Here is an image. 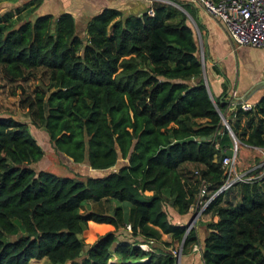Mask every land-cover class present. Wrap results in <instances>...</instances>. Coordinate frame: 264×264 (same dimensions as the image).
Listing matches in <instances>:
<instances>
[{"label":"trees","instance_id":"trees-1","mask_svg":"<svg viewBox=\"0 0 264 264\" xmlns=\"http://www.w3.org/2000/svg\"><path fill=\"white\" fill-rule=\"evenodd\" d=\"M39 2L0 14V73L19 80L40 71L43 88L24 101L30 124L72 163L108 172L81 180L32 169L40 146L26 123L0 116V264H174L169 243L144 251L106 232L83 249L78 235L87 223H127L133 237L165 234L185 255L195 233L185 232L189 220L171 223L164 202L185 216L201 181L203 199L223 183L221 158L232 139L222 119L238 145L264 150V93L226 116L201 78L185 17L161 3L152 2L151 16L122 19L104 8L87 21L82 40L68 13L27 18ZM118 160L124 163L114 168ZM107 198L129 204L126 219L119 207L111 215L79 213L83 202ZM202 214L215 217L204 224L202 264H264V176L217 193Z\"/></svg>","mask_w":264,"mask_h":264},{"label":"crops","instance_id":"crops-1","mask_svg":"<svg viewBox=\"0 0 264 264\" xmlns=\"http://www.w3.org/2000/svg\"><path fill=\"white\" fill-rule=\"evenodd\" d=\"M29 1L0 0V14L20 8L22 4ZM169 1L173 4L154 2L161 3L177 15L182 14L185 17L197 46V56L201 63V78L210 98L220 105L225 104V112L228 116L235 106L227 104L229 101L246 95L253 86L264 81V50L248 46H234L222 25L198 5L187 0ZM149 6L148 0H40L27 18L32 20L39 15H50L55 18L61 13H68L73 18L75 34L83 39L87 21L102 9H114L119 13L118 19H122L127 16H140ZM263 93L264 86L258 87L243 103L252 106ZM244 147L246 150L251 148ZM194 209V207L189 208L185 216L177 215L171 209L172 218H168L173 224H186ZM214 219L215 217L209 214H202L196 218L192 226L196 243L191 245L187 254L179 257L178 264H202L200 250L201 241L205 235L204 224Z\"/></svg>","mask_w":264,"mask_h":264},{"label":"rangeland","instance_id":"rangeland-1","mask_svg":"<svg viewBox=\"0 0 264 264\" xmlns=\"http://www.w3.org/2000/svg\"><path fill=\"white\" fill-rule=\"evenodd\" d=\"M45 80L40 71H35L31 75L24 77L19 80H9L0 73V116H11L12 118L26 123L27 129L30 135L35 139L36 143L40 146L42 150V157L35 163H32L30 167L34 170H45L50 173H53L57 176H67L73 179H81L88 176H102L108 172L104 171H95L89 169L85 163H72L70 159L65 158L62 154L56 152L48 140L46 132L41 129L34 127L30 124L28 115L26 112L25 99L32 95L34 89L43 88ZM260 159V152L258 149L249 148L245 149L243 145H236V162L235 170L244 171L249 169L250 166L255 165L256 162ZM124 162L118 160L114 168L119 167ZM251 172V171H250ZM256 173L250 174V176L256 178L260 175L257 170ZM235 190H231L228 193L229 198L235 197ZM121 208L123 219L127 218L129 204L125 201H118L113 198H107L105 200H99L97 202L85 201L83 202L79 213L84 215L88 212H95L99 214L111 215L115 208ZM163 208L167 216L171 219V207L169 201L164 202ZM127 223H124L121 227L113 229L110 226H94L86 224L85 228L78 235L84 244L83 249L91 244L97 237L103 235L106 232H113L116 239L126 240V241H135L137 245L144 251H148L151 246L159 244V242L169 243L167 249L174 250L177 249L179 244L175 243L167 235L158 234L156 241L145 240L143 236L137 235L132 236L130 229L127 228ZM20 230L12 233L10 235L3 236V240H13L19 234ZM148 242V243H145ZM191 247H185L184 252L187 254L190 251ZM82 254V251H81ZM80 254V255H81ZM181 257V256H180ZM115 262L114 258H111L109 263ZM30 264H49L44 258L39 260L31 259ZM67 261L64 264H69Z\"/></svg>","mask_w":264,"mask_h":264},{"label":"built area","instance_id":"built-area-1","mask_svg":"<svg viewBox=\"0 0 264 264\" xmlns=\"http://www.w3.org/2000/svg\"><path fill=\"white\" fill-rule=\"evenodd\" d=\"M150 6L145 11L149 16L153 14L151 4L154 1L173 4L169 0H148ZM190 3L198 5L203 11L216 19L224 28L228 39L234 46H248L255 49L264 50V0H187ZM242 110L249 109L250 105L240 103ZM226 129L228 127L224 125ZM231 136V135H230ZM232 146L229 154L221 158V167L225 170L223 183L211 195L203 199L205 190L203 181L200 182L194 203V211L186 224L187 229L193 226L196 218L203 211L207 203L219 192L230 187L236 182H246L254 177L248 175V172L256 167H260V172L256 178L264 176V150L258 149L261 160L254 167L244 171L235 170L236 145L237 141L231 136ZM129 229V225H127ZM175 259L180 257V244L177 249L170 250Z\"/></svg>","mask_w":264,"mask_h":264},{"label":"water","instance_id":"water-1","mask_svg":"<svg viewBox=\"0 0 264 264\" xmlns=\"http://www.w3.org/2000/svg\"><path fill=\"white\" fill-rule=\"evenodd\" d=\"M82 40H84V38H83ZM261 86H264V81H261L259 84L253 86V87L248 91V93H247L246 95H244V96H242V97H240V98H238V99H233V100L229 101L227 104L237 105V104L243 103V102L246 100V98H247V97H248V96H249V95H250L255 89H257L258 87H261ZM221 121H222V124H223V125H226V126H227V124H226V122H225L224 119H222ZM227 127H228V126H227ZM227 131H228V133L232 136L230 130L227 129ZM232 137H233V136H232ZM186 229H187V226H186ZM186 229H185V232L187 231ZM79 254H81V251L79 252ZM174 264H178V260H177V259H175Z\"/></svg>","mask_w":264,"mask_h":264}]
</instances>
